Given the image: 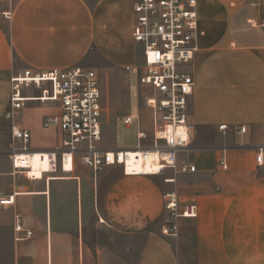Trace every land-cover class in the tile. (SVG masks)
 Listing matches in <instances>:
<instances>
[{
  "label": "crops",
  "instance_id": "1",
  "mask_svg": "<svg viewBox=\"0 0 264 264\" xmlns=\"http://www.w3.org/2000/svg\"><path fill=\"white\" fill-rule=\"evenodd\" d=\"M133 2L0 0V126L14 124L10 76L26 67L92 68L113 109H124L131 87L124 66L139 58L131 36ZM197 17L198 49L186 67L194 80L188 120L197 171L177 175L173 184L162 175L124 174L121 167L93 175L76 166L73 174L57 172L61 178L48 181L19 176L13 190H23L2 206L12 222L19 214L33 230L30 239L14 243L17 264H264V168L255 164L253 149L233 145L262 139L264 0H197ZM45 113L33 128L24 126L36 150L57 140L54 128L41 126ZM220 124H245L246 132L223 133ZM224 153L228 168L220 170ZM226 172L238 180L217 182ZM171 189L194 201L197 214L182 218L176 235L163 236L161 196Z\"/></svg>",
  "mask_w": 264,
  "mask_h": 264
},
{
  "label": "built area",
  "instance_id": "2",
  "mask_svg": "<svg viewBox=\"0 0 264 264\" xmlns=\"http://www.w3.org/2000/svg\"><path fill=\"white\" fill-rule=\"evenodd\" d=\"M132 14L131 36L141 54L124 70L134 78L139 106L149 111L150 140L146 141L149 133L140 116L129 111L120 118L126 127H135V144H106L110 102L94 69L72 65L38 72L26 67L10 76L9 107L13 115H19L28 102L48 106L50 111L43 115L41 126L54 128L57 140L50 148L32 149L29 129L14 122L10 128L11 174L32 180L38 171L39 177L48 181L57 172L73 174L76 166L88 168L93 175L107 167H121L124 174L162 175L165 183L173 184L177 175L197 171L187 156L193 149L194 130L188 117L194 80L186 69L198 49L197 0H134ZM218 130L242 135L246 125L230 128L220 124ZM261 138L255 144L233 145L253 149L255 164L264 168V127ZM217 163L220 170L228 168L225 153ZM166 170L170 173L165 174ZM22 190L19 186L8 194L0 191V206L12 205ZM161 198L167 220L160 234L176 235L182 218L196 216V203L174 189L164 191ZM12 232L14 242L33 236L19 214L13 215Z\"/></svg>",
  "mask_w": 264,
  "mask_h": 264
},
{
  "label": "rangeland",
  "instance_id": "3",
  "mask_svg": "<svg viewBox=\"0 0 264 264\" xmlns=\"http://www.w3.org/2000/svg\"><path fill=\"white\" fill-rule=\"evenodd\" d=\"M139 56L141 54V48L138 46ZM139 59V58H138ZM113 80L111 79V84ZM130 99L128 104V91L125 90V97L123 99L124 109L120 111H115L110 104V111L108 112V124L105 128L104 139L106 144L108 145H117V146H125V145H133L136 142L135 127L132 126L130 128L126 127L122 121L121 116L126 112H131L133 114H138L140 116L141 125L147 130L149 133L151 129V121L149 111L143 107L139 106L137 90L134 78L131 77L130 80ZM112 88V87H111ZM111 95H113L111 93ZM45 111L46 113L50 111L48 106H42L39 103L28 102L26 107L22 110L19 115H13V122H18L21 126H26L28 128L34 127V120L37 115L41 112ZM151 138V134H148L146 141H149ZM38 143L33 139L29 142L30 147H34ZM11 146L12 139L10 135V127L9 126H0V191H13L14 184L13 182L20 181V178H24L21 174H11V166H10V155H11ZM33 149V148H32ZM186 155V154H185ZM189 159L193 158L192 153L187 154ZM261 174H264V169L259 170ZM11 175H10V174ZM14 176H18L16 178H12ZM61 178V176H56L53 179ZM238 180V177L235 173H222L216 179L217 182H235ZM231 191H235L231 189ZM237 191V190H236ZM12 214L9 209H5L0 206V264H17L15 259V250H14V240L12 234Z\"/></svg>",
  "mask_w": 264,
  "mask_h": 264
},
{
  "label": "bare ground",
  "instance_id": "4",
  "mask_svg": "<svg viewBox=\"0 0 264 264\" xmlns=\"http://www.w3.org/2000/svg\"><path fill=\"white\" fill-rule=\"evenodd\" d=\"M34 166H36V163L34 164ZM45 167V165H43ZM53 172V171H50ZM34 174L37 176L36 178H39V172L38 171H34Z\"/></svg>",
  "mask_w": 264,
  "mask_h": 264
}]
</instances>
